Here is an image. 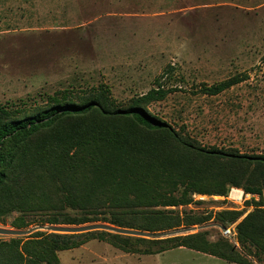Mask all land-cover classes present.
I'll use <instances>...</instances> for the list:
<instances>
[{"label":"rangeland","instance_id":"1","mask_svg":"<svg viewBox=\"0 0 264 264\" xmlns=\"http://www.w3.org/2000/svg\"><path fill=\"white\" fill-rule=\"evenodd\" d=\"M157 78L164 88L175 91L163 100L142 105L148 115L206 149L264 156V0H0L3 118L32 116L67 103L99 104L98 108L114 112L128 108L134 99L155 88ZM232 78L244 81L218 95L198 93L203 86ZM73 125L61 122L53 132L21 146L20 153L43 156V140L65 136L63 128ZM156 142L169 161L194 159L170 134ZM219 167L201 187L216 190L224 184L226 196L196 193L187 205L158 208L180 216V226L159 231L157 234L164 235L152 238L116 237L104 230L56 233L64 236L57 241H84L77 248L59 251L61 264H235L188 246L158 251L175 237L212 250H217L224 237L240 258L264 264V253L255 241L240 242L237 231L249 214L264 209V168L229 163ZM41 177L33 174L27 181L39 191L45 187L40 185ZM28 186L11 177L3 188V193L11 190L26 199L15 210L2 207L1 227L29 229L46 217L45 212L27 208L41 203L30 197ZM248 186L261 193H248ZM234 190L238 193L233 194ZM196 218L201 221L191 225ZM15 224L23 228L13 227ZM222 227L231 229L233 235H224ZM39 233L53 232L0 235V245L21 240L23 246L40 238ZM250 235L264 245V235ZM152 240L165 241L157 244Z\"/></svg>","mask_w":264,"mask_h":264},{"label":"trees","instance_id":"2","mask_svg":"<svg viewBox=\"0 0 264 264\" xmlns=\"http://www.w3.org/2000/svg\"><path fill=\"white\" fill-rule=\"evenodd\" d=\"M242 81L243 78H232L213 86H203L198 93L218 95ZM155 83V88L134 99L128 108L114 112L98 108L99 104L82 106L67 103L53 105L23 118L6 119L0 116V212L2 207L8 211L15 210L18 202L26 199L11 190L3 193V188L14 177L17 183H28L30 197L41 201L27 206L30 210L46 213V217L35 221L39 224L83 225L101 222L157 233L182 224L180 216L159 210V207L187 205L196 193L227 195L228 189L224 184L216 190L201 187L208 174L219 172V164L229 163L233 167L247 164L250 168H264L263 155L206 149L148 115L142 105L163 100L175 91V88H164L160 78ZM67 121L75 125L69 129L63 128L65 136L56 135L43 140L47 144L43 145V156L20 153L29 140L48 131L53 132L61 122ZM169 134L176 143L193 153V160L175 163L163 156L164 152L158 149L156 139H165ZM96 135L102 138L92 139ZM12 142L16 143L14 147L11 146ZM72 150H75L74 153ZM13 170L17 171L14 175ZM33 174L42 175L38 180L45 187L39 191L35 184L29 182ZM246 191L261 193L255 186H248ZM260 205L257 204V207ZM71 211L77 215L72 216ZM108 214L112 216L108 217ZM234 214L237 215L236 220L239 216L236 212ZM137 216L145 219L137 220ZM199 221L196 218L191 225ZM168 224L171 226L168 227ZM13 227L23 228L18 224ZM237 231L240 242L247 239L255 241V245L264 253V245L250 235L252 232L264 235V209L258 208L249 214L238 224ZM114 236L118 237L119 234ZM39 237L26 241L23 246L21 240L0 245V264H61L59 251L74 249L84 243L57 241L64 236L56 233H39ZM172 239L173 243L160 246L158 251L188 246L228 262L252 264L240 258L234 245L224 237L218 241L217 250L187 243L186 238ZM152 241L159 244L165 240Z\"/></svg>","mask_w":264,"mask_h":264},{"label":"water","instance_id":"3","mask_svg":"<svg viewBox=\"0 0 264 264\" xmlns=\"http://www.w3.org/2000/svg\"><path fill=\"white\" fill-rule=\"evenodd\" d=\"M95 230H104V231H108V232H112L116 234L139 236V237H146V238L161 237L164 235V234L151 233L145 230L119 227V226L112 225L109 223H101V222L85 224V225H76V226L40 224V225H37L29 229H14V228H5V227L0 226V235L12 236V237H23V236L31 235L32 233L37 232V231L77 234V233H84V232L95 231ZM225 230L226 228L222 227V231H225ZM174 233H177V232H174Z\"/></svg>","mask_w":264,"mask_h":264},{"label":"built area","instance_id":"4","mask_svg":"<svg viewBox=\"0 0 264 264\" xmlns=\"http://www.w3.org/2000/svg\"><path fill=\"white\" fill-rule=\"evenodd\" d=\"M223 233H224V235H226V236H231V235H233L231 229H227V228H226L225 231H223Z\"/></svg>","mask_w":264,"mask_h":264},{"label":"bare ground","instance_id":"5","mask_svg":"<svg viewBox=\"0 0 264 264\" xmlns=\"http://www.w3.org/2000/svg\"><path fill=\"white\" fill-rule=\"evenodd\" d=\"M235 193H238V191L237 190H234L233 194H235Z\"/></svg>","mask_w":264,"mask_h":264},{"label":"crops","instance_id":"6","mask_svg":"<svg viewBox=\"0 0 264 264\" xmlns=\"http://www.w3.org/2000/svg\"><path fill=\"white\" fill-rule=\"evenodd\" d=\"M236 264V263H235Z\"/></svg>","mask_w":264,"mask_h":264}]
</instances>
